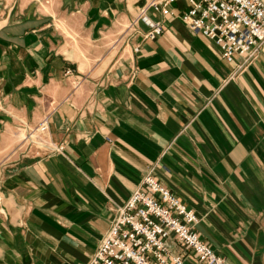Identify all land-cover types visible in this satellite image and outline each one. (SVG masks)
<instances>
[{"label": "crops", "instance_id": "obj_1", "mask_svg": "<svg viewBox=\"0 0 264 264\" xmlns=\"http://www.w3.org/2000/svg\"><path fill=\"white\" fill-rule=\"evenodd\" d=\"M149 2L0 0V264H87L150 169L226 264H264V57L232 75L188 2ZM45 119L62 150L13 152Z\"/></svg>", "mask_w": 264, "mask_h": 264}, {"label": "built area", "instance_id": "obj_2", "mask_svg": "<svg viewBox=\"0 0 264 264\" xmlns=\"http://www.w3.org/2000/svg\"><path fill=\"white\" fill-rule=\"evenodd\" d=\"M178 2L189 4L181 18L192 32L215 43L226 63L240 60L232 75L264 57V0H150L147 7L170 15V6ZM145 10L138 20L149 26L147 38L156 39L163 33L162 24L149 21ZM47 129L45 119L34 131L46 136ZM44 148L62 150L50 142ZM195 223L194 212L160 183L153 169L147 170L129 199L117 208L87 264H184L183 255L168 250L170 236L200 263L226 264L193 230Z\"/></svg>", "mask_w": 264, "mask_h": 264}, {"label": "rangeland", "instance_id": "obj_3", "mask_svg": "<svg viewBox=\"0 0 264 264\" xmlns=\"http://www.w3.org/2000/svg\"><path fill=\"white\" fill-rule=\"evenodd\" d=\"M131 25L128 26L127 30L131 29ZM32 131H34V129H31L27 132L23 131V130L18 131V133L16 135V139L18 138V140H17V144L15 145V147L12 150L13 152L21 149L22 147H28V150L33 148V151L38 152V154H45L46 152H49L48 150H45V148H44V145L46 143H49V140L47 138V133L45 136V135H41L40 133H36L35 131L34 132H32ZM119 206H121V205H119ZM119 206L118 205L114 206V212H113V217L111 219V222L114 219L117 208ZM111 222H110V225H111Z\"/></svg>", "mask_w": 264, "mask_h": 264}]
</instances>
